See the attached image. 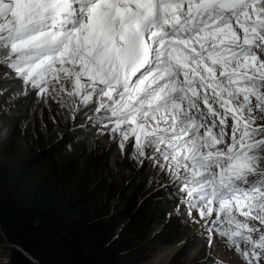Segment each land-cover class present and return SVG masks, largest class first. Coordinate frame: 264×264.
I'll return each mask as SVG.
<instances>
[{
    "label": "snow or ice",
    "instance_id": "1",
    "mask_svg": "<svg viewBox=\"0 0 264 264\" xmlns=\"http://www.w3.org/2000/svg\"><path fill=\"white\" fill-rule=\"evenodd\" d=\"M0 48L25 89L134 138L210 247L264 264V0H0Z\"/></svg>",
    "mask_w": 264,
    "mask_h": 264
},
{
    "label": "trees",
    "instance_id": "2",
    "mask_svg": "<svg viewBox=\"0 0 264 264\" xmlns=\"http://www.w3.org/2000/svg\"><path fill=\"white\" fill-rule=\"evenodd\" d=\"M16 116L10 111L0 118V239L8 241L6 264H121L124 254L145 244L147 224L159 216L137 176L124 189V209L114 208L113 183L104 174L100 150L90 148L92 130L77 128L75 141L66 133L67 144L53 138L56 144L50 139L43 147L28 146ZM169 229L155 241L172 243ZM206 259L187 264H218Z\"/></svg>",
    "mask_w": 264,
    "mask_h": 264
},
{
    "label": "rangeland",
    "instance_id": "3",
    "mask_svg": "<svg viewBox=\"0 0 264 264\" xmlns=\"http://www.w3.org/2000/svg\"><path fill=\"white\" fill-rule=\"evenodd\" d=\"M5 54L6 51L0 48V118L3 121L4 114L9 111L17 115L18 132L23 142L28 146L32 142L43 147L47 141L51 143L50 139L63 140V135L71 134L77 128H81L82 131L92 130L94 138L90 148L91 151L100 150L104 174L109 182L113 183L112 205L114 208L118 211L124 209L127 197L124 189L134 176L138 177L136 183L139 187L146 190L144 198L153 205L155 213L159 216L156 219L159 221L156 222L152 217V221L147 224L150 225L148 240L135 252L124 254L121 264H187L201 257L213 258L218 264H239L238 254L229 250L223 240H217L210 247L208 236L196 235L199 223L189 219L187 214L178 215V212L186 205L181 204L180 199L176 198L174 188L166 186L165 178L157 175L155 160L149 163L143 157L137 156L134 138H130L133 145L129 149L131 155H126L119 149L118 139L113 137L109 128L105 126L107 122L99 126H94L95 121L89 122L97 115L94 110L91 112L85 109L83 114L73 118L71 109L76 107V101L68 97L66 93L60 92L59 84L54 86V91L50 89L49 93L43 96L30 87L25 89L23 81L3 62ZM61 83H64L65 88L70 87L65 81ZM83 108H85L84 105L79 106V109ZM79 109H77L78 112ZM254 114L258 118L257 123H260L259 118L264 117V113L256 111ZM71 135V139H74L73 134ZM55 140L53 139L51 144H56ZM67 143L68 140L64 139L63 144ZM98 144L101 145L98 146ZM125 147L128 148V142ZM74 148L72 145L68 147L71 151ZM108 148H110L109 151H107ZM151 151L154 152L155 149ZM147 153L146 149V155ZM168 179L170 180V177ZM144 198L139 197L138 200L141 201ZM177 205L181 207L177 208ZM168 226H170L173 242L165 244L155 241ZM178 244L180 246L174 254L159 260L161 253ZM0 260L6 263L10 260L9 248L4 244H0Z\"/></svg>",
    "mask_w": 264,
    "mask_h": 264
},
{
    "label": "bare ground",
    "instance_id": "4",
    "mask_svg": "<svg viewBox=\"0 0 264 264\" xmlns=\"http://www.w3.org/2000/svg\"><path fill=\"white\" fill-rule=\"evenodd\" d=\"M7 84V83H6ZM10 112V111H9ZM92 112V111H91ZM76 125V124H75ZM72 126V125H71ZM88 126V125H87ZM69 127V126H68ZM81 129V128H80ZM86 129H88V128H86ZM94 129V128H93ZM66 132V131H65ZM80 132V131H79ZM84 132V131H83ZM87 131H85V133H86ZM91 132V131H90ZM82 133V132H81ZM84 133V134H85ZM72 134V133H71ZM74 134H77L76 132H74L73 133V137H74ZM83 135V134H82ZM72 136V135H71ZM130 151V150H129ZM125 153V152H124ZM126 157V156H125ZM190 237V236H189ZM195 237V236H194ZM200 237V236H199ZM201 240V239H200ZM202 241V240H201ZM180 246V244H178V245H176V246H172V247H170L169 249H167V250H165V252H163V253H161L160 254V259L159 260H161V259H166V256L168 257V256H171L172 254H174L175 253V251L177 250V248ZM157 260V259H156ZM200 260V259H199ZM207 261V259L205 260V262Z\"/></svg>",
    "mask_w": 264,
    "mask_h": 264
},
{
    "label": "water",
    "instance_id": "5",
    "mask_svg": "<svg viewBox=\"0 0 264 264\" xmlns=\"http://www.w3.org/2000/svg\"><path fill=\"white\" fill-rule=\"evenodd\" d=\"M0 232H1V230H0ZM188 239H189V237H188ZM12 246V245H11ZM13 247V246H12ZM18 248V247H17ZM25 255H27V256H29L27 253H25L22 249H20ZM30 257V256H29ZM31 258V257H30ZM32 259V258H31ZM32 260H34V259H32ZM35 261V260H34ZM36 262V261H35Z\"/></svg>",
    "mask_w": 264,
    "mask_h": 264
}]
</instances>
